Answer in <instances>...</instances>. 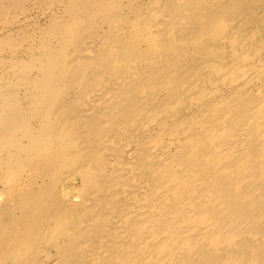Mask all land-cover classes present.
<instances>
[{
	"label": "bare ground",
	"instance_id": "bare-ground-1",
	"mask_svg": "<svg viewBox=\"0 0 264 264\" xmlns=\"http://www.w3.org/2000/svg\"><path fill=\"white\" fill-rule=\"evenodd\" d=\"M26 1L0 0V23ZM142 2L52 0L47 24L0 37V264L264 255L238 239L264 234V50L239 35L246 2ZM213 80L241 89L209 99Z\"/></svg>",
	"mask_w": 264,
	"mask_h": 264
},
{
	"label": "rangeland",
	"instance_id": "rangeland-1",
	"mask_svg": "<svg viewBox=\"0 0 264 264\" xmlns=\"http://www.w3.org/2000/svg\"><path fill=\"white\" fill-rule=\"evenodd\" d=\"M35 1V2H34ZM52 1V0H51ZM51 1L49 0H27L25 3H24V7H25V10H21V9H24L23 5L19 8V9H14L11 13V16L12 18L10 19V16H9V23L5 21L0 23V37L3 36L4 34H6L8 31H12V30H19V29H22V28H28V29H33L34 28V25H36V23H40V24H47L48 23V20H49V17L51 18L52 14L58 9L56 8H59L58 6V3L56 4H53L52 8L51 6L49 5L51 3ZM146 0H144V2H142L140 4V6H145V2ZM215 3H217L218 1V4L220 3H227V1H230V0H214ZM246 2V12L242 15L241 17V27H240V30H239V35L241 36L242 40L246 43V46H247V51L248 52H252V53H258L259 50H264V8L262 9V7H264V3L260 0H255L258 4L257 6H255V1L253 0H244ZM41 2H45L47 5H45V3H42ZM211 2L213 3V0H211ZM253 3V4H252ZM263 3V4H262ZM40 6H38V5ZM55 5V6H54ZM46 6L48 7V10H51V11H48ZM58 6V7H56ZM253 8H252V7ZM257 8H255V7ZM29 7L31 9H29ZM55 7V8H54ZM260 7V9H259ZM27 9V10H26ZM19 10V11H18ZM257 10V11H255ZM23 11V12H22ZM54 11V12H53ZM255 11V12H254ZM17 12V13H16ZM259 12V13H258ZM13 13H16V15L14 16ZM45 13V14H44ZM23 15V16H22ZM51 15V16H50ZM253 18V19H250ZM249 18V20H248ZM33 19V20H31ZM242 19H245V20H242ZM247 19V20H246ZM12 20V21H11ZM28 20V21H27ZM39 20V21H38ZM11 21V22H10ZM248 21V22H247ZM252 21V22H251ZM27 24V25H26ZM245 24V25H244ZM249 25V26H248ZM251 25V26H250ZM21 26V27H20ZM253 29H252V28ZM13 28V29H12ZM246 28V29H245ZM257 29V30H256ZM251 32H250V31ZM5 31V32H4ZM4 32V33H3ZM250 32V33H248ZM255 32V33H254ZM262 32V33H261ZM248 35V36H247ZM246 36V37H245ZM259 36V37H258ZM263 36V37H262ZM257 37V38H256ZM261 38V39H260ZM253 39V40H252ZM260 40V42H259ZM263 40V41H262ZM257 41V42H256ZM220 42H224L223 45L222 43ZM250 42V44H249ZM220 43V44H219ZM248 43V45H247ZM261 43V44H260ZM219 44V46H218ZM218 44L215 45V49H218L219 52L221 51H225L227 54L229 55V59H231V61L228 59L229 61V64H230V67L234 64L233 61L235 60V58H233L234 56V53L232 52L231 50V47L229 45V43H225V41H218ZM258 44V45H257ZM260 45V47H259ZM222 46V47H221ZM250 46V48H249ZM226 47V48H225ZM220 48V49H219ZM222 48V49H221ZM258 48V49H257ZM260 48V49H259ZM229 50V52H228ZM231 51V52H230ZM195 53H193L194 55ZM231 55V56H230ZM199 57V56H197ZM232 57V58H231ZM1 58V57H0ZM200 60V57L199 59ZM196 62H202V61H197ZM203 63V62H202ZM214 82L213 83H216V80H213ZM219 85L216 86L218 88V92H216L214 94V96H212L211 98L209 99H213L215 98V96H220V97H224L225 94L227 96L225 97H230V96H233L235 95L239 89H241V87H237V86H230V85H227V84H223L221 82H217ZM216 83V84H217ZM221 83V85H220ZM207 88H210L211 87V84L209 83H205ZM253 84V82L251 83ZM250 84V85H251ZM209 85V86H208ZM215 85V84H214ZM227 86V87H226ZM252 86V87H251ZM249 88L250 89H247L246 92H242L241 93H247L249 95V93L253 96H259L260 94V91L257 90V86L256 85H251ZM250 91V92H249ZM227 92V93H226ZM256 92V93H255ZM258 93V94H257ZM257 94V95H256ZM208 99V100H209ZM203 101H198V102H195L192 106H189L187 107V110L186 112H189V111H195L196 109L199 108V106L201 105ZM199 105V106H198ZM198 107V108H197ZM196 108V109H195ZM189 110V111H188ZM190 113V112H189ZM188 114V113H187ZM246 238V239H245ZM238 239H241V240H244L245 242H249L251 243V241L253 243H251L252 245L253 244H256V245H260L264 247V234H257V235H241ZM249 240V241H248ZM260 241V242H258ZM259 243V244H258ZM256 247V246H255ZM50 251V250H49ZM249 251V252H248ZM256 251V250H255ZM254 250H253V253H256ZM245 252L249 253V254H252L251 253V250H245ZM260 259H259V264H264V255L261 254L260 255ZM263 257V258H262Z\"/></svg>",
	"mask_w": 264,
	"mask_h": 264
}]
</instances>
